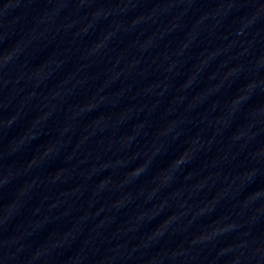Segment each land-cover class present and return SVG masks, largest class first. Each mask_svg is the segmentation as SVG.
Wrapping results in <instances>:
<instances>
[{"label": "water", "instance_id": "water-1", "mask_svg": "<svg viewBox=\"0 0 264 264\" xmlns=\"http://www.w3.org/2000/svg\"><path fill=\"white\" fill-rule=\"evenodd\" d=\"M0 264H264V0H0Z\"/></svg>", "mask_w": 264, "mask_h": 264}]
</instances>
